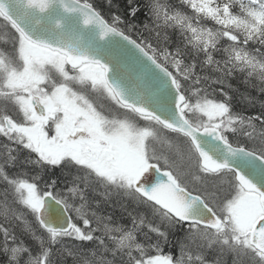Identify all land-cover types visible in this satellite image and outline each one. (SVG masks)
I'll list each match as a JSON object with an SVG mask.
<instances>
[{"label":"snow or ice","instance_id":"obj_1","mask_svg":"<svg viewBox=\"0 0 264 264\" xmlns=\"http://www.w3.org/2000/svg\"><path fill=\"white\" fill-rule=\"evenodd\" d=\"M0 264H264V0H0Z\"/></svg>","mask_w":264,"mask_h":264},{"label":"trees","instance_id":"obj_2","mask_svg":"<svg viewBox=\"0 0 264 264\" xmlns=\"http://www.w3.org/2000/svg\"><path fill=\"white\" fill-rule=\"evenodd\" d=\"M90 2H93V3L97 4V6H99L100 0H90ZM170 2L173 3V4L178 5L179 0H170ZM241 91H243V88H241ZM233 103H234L235 110L240 111V110L245 109L244 103H242L239 100V98H237V100H235ZM245 114L247 115L248 112L245 111ZM100 211L104 215L114 214V219L120 220L121 223L126 222V217L121 219L118 209H114V208L110 207L107 204L102 205ZM182 236H183V231L182 230L174 233L172 235V237L170 238V244L166 245L165 248H164L165 253L172 254L174 256H178L179 255V249L177 247V242L182 238Z\"/></svg>","mask_w":264,"mask_h":264}]
</instances>
